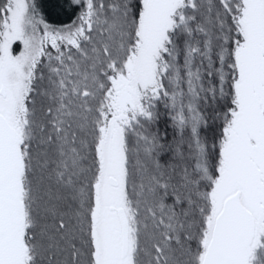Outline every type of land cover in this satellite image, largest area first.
<instances>
[{"label":"snow or ice","instance_id":"6c2138e0","mask_svg":"<svg viewBox=\"0 0 264 264\" xmlns=\"http://www.w3.org/2000/svg\"><path fill=\"white\" fill-rule=\"evenodd\" d=\"M0 264H264V0H0Z\"/></svg>","mask_w":264,"mask_h":264}]
</instances>
